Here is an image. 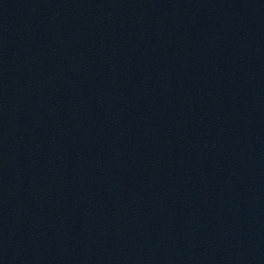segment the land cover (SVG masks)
Masks as SVG:
<instances>
[{"label": "water", "instance_id": "95a60500", "mask_svg": "<svg viewBox=\"0 0 264 264\" xmlns=\"http://www.w3.org/2000/svg\"><path fill=\"white\" fill-rule=\"evenodd\" d=\"M0 264H264V0H0Z\"/></svg>", "mask_w": 264, "mask_h": 264}]
</instances>
